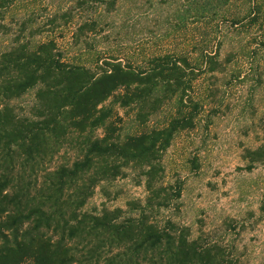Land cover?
I'll return each mask as SVG.
<instances>
[{
	"label": "trees",
	"instance_id": "trees-1",
	"mask_svg": "<svg viewBox=\"0 0 264 264\" xmlns=\"http://www.w3.org/2000/svg\"><path fill=\"white\" fill-rule=\"evenodd\" d=\"M13 1L0 0V20ZM251 10L249 24L264 22L263 3L255 0ZM206 62L210 71L218 68L212 57ZM198 75L187 57L172 53L152 55L143 67L110 58L90 68L63 60L53 40L35 48L16 41L2 51L0 264H236L225 246L191 238L169 217L159 223L145 211L134 217L120 207L84 209L99 183L128 169L137 171L148 207L180 198L183 180L164 182L163 155L178 132L195 124ZM32 89L34 103L20 115L11 101ZM173 100L164 125L117 132L115 106L144 124ZM243 157L247 169L264 165V143Z\"/></svg>",
	"mask_w": 264,
	"mask_h": 264
},
{
	"label": "rangeland",
	"instance_id": "rangeland-1",
	"mask_svg": "<svg viewBox=\"0 0 264 264\" xmlns=\"http://www.w3.org/2000/svg\"><path fill=\"white\" fill-rule=\"evenodd\" d=\"M108 1L14 0L0 20V53L16 41L35 48L53 40L63 60L90 68L110 58L143 67L163 53L183 55L198 68L195 124L178 132L163 155L164 182L183 180L180 198L148 207L137 171L128 169L99 183L84 209L120 207L134 217L145 211L159 223L169 217L191 238L225 246L236 264H264V165L247 169L243 157L264 143V22L249 24L255 0ZM209 57L216 70L208 69ZM33 103L34 89L11 101L20 115ZM175 109L170 101L140 124L115 106L113 120L121 136L136 134L164 125Z\"/></svg>",
	"mask_w": 264,
	"mask_h": 264
}]
</instances>
